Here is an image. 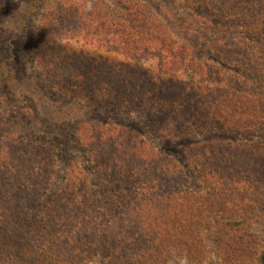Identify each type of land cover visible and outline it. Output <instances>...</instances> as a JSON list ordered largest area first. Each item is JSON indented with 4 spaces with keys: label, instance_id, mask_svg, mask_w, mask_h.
<instances>
[{
    "label": "rangeland",
    "instance_id": "1",
    "mask_svg": "<svg viewBox=\"0 0 264 264\" xmlns=\"http://www.w3.org/2000/svg\"><path fill=\"white\" fill-rule=\"evenodd\" d=\"M159 3L183 46L172 65L205 66L170 87L176 96L149 83L150 65L98 61L102 49L80 34L93 11L77 0H0V264H264V185L242 172L249 157L224 150L262 132H222L215 114L257 54L214 6L210 31L185 41L187 1ZM185 101L215 120L211 136L189 132L194 117L175 108ZM204 167L241 182L208 189Z\"/></svg>",
    "mask_w": 264,
    "mask_h": 264
},
{
    "label": "trees",
    "instance_id": "2",
    "mask_svg": "<svg viewBox=\"0 0 264 264\" xmlns=\"http://www.w3.org/2000/svg\"><path fill=\"white\" fill-rule=\"evenodd\" d=\"M113 1L111 10L103 0L98 2L94 0H77L79 6L89 7L93 11L92 14L86 13L82 15V22L85 25L80 28V34L82 35L81 42L83 45L95 43L96 49H102V52L96 56L99 59L98 61L105 64L110 63V65L118 63L119 66L131 63H136L140 66L150 65L154 68L153 74L155 75L151 76L152 79H148V81L153 85L157 82L166 85L167 87L160 91L161 94L166 91L165 95L173 94V92H175L173 96L179 94V90L170 88L174 84L182 85V81L189 83L194 81L196 77L199 79L203 77L205 66L195 63L191 58H189L193 62L191 65L184 66L183 64V66L179 67L172 65L173 61L179 58V55L173 51H178L177 49H181L183 46L182 42L177 41L169 32L168 22L170 20L168 15L164 13L159 0ZM186 1L187 4L182 6L184 15L180 20V34L185 38V41L188 40V34L192 32L204 31L208 33L210 31L213 27L210 16L214 13L211 7L214 6L215 9L223 12V18H220L218 24L222 28L228 26V28L246 33L250 39L246 38V41L242 42V49L251 50L254 56L257 54L258 69H254V67L249 65L243 69L240 80L237 79L235 83L233 82L232 84L234 85H230L229 90H227L231 106L221 104L215 114L220 115V120H223V122L219 123L222 132L225 130L228 133H249L251 136L255 132H262L256 141L248 137L244 139L246 144L236 146L225 144L229 148L224 150H229L225 152L226 154H231V147H235L237 154L241 152L244 153L245 157H249V161L243 165L245 169H242V172L246 173L248 170H252L255 180L259 179V182L264 185V53L258 51L264 50V0ZM198 7L205 9L207 13L198 11ZM190 22H192V26ZM94 25L97 26L96 31L90 32L87 27L90 28ZM182 51L186 52L184 48ZM185 61L189 60L184 58L183 63ZM144 68L147 69L145 70L146 74L151 75L149 74L151 70ZM153 77L157 80H154ZM4 80L5 78L0 74V83H3ZM236 94L239 96L237 100L235 98ZM181 104L184 105L183 111L194 117L189 122V126H191L189 132L194 131L200 135L208 133L207 137H209V135L211 136L209 134L211 127L219 128L215 120H210L209 123H206L207 115L202 117L199 114L200 117H195L193 112L189 110L191 105L189 101H185V103L177 102L175 103V108ZM238 104L242 107L240 111ZM230 112H235L236 120L228 118ZM237 114L241 115V117L238 118ZM224 121H226L225 124H223ZM176 129H179V127H176ZM181 132L183 133L184 131ZM206 150H208V154L214 155L209 147ZM210 159L214 160L213 157H210ZM191 161H194V159L192 158ZM213 169V167L211 169L210 167H204V169L198 170L201 182L208 189L225 186L227 190H230L233 185L241 182L233 178H221L219 176L220 171L218 172L219 169H214L215 172ZM226 169L230 168L225 166L224 169L223 166L221 169L223 171L221 172L223 173ZM6 258L12 260V264L14 263V257L6 255ZM1 259L5 260V257Z\"/></svg>",
    "mask_w": 264,
    "mask_h": 264
},
{
    "label": "clouds",
    "instance_id": "3",
    "mask_svg": "<svg viewBox=\"0 0 264 264\" xmlns=\"http://www.w3.org/2000/svg\"><path fill=\"white\" fill-rule=\"evenodd\" d=\"M180 264H190L189 258L187 256H182L180 258Z\"/></svg>",
    "mask_w": 264,
    "mask_h": 264
}]
</instances>
